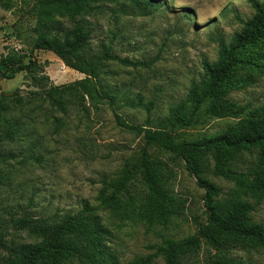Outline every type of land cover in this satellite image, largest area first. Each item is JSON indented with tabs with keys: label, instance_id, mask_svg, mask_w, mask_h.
Returning <instances> with one entry per match:
<instances>
[{
	"label": "trees",
	"instance_id": "16d2710c",
	"mask_svg": "<svg viewBox=\"0 0 264 264\" xmlns=\"http://www.w3.org/2000/svg\"><path fill=\"white\" fill-rule=\"evenodd\" d=\"M33 1V51L53 53L85 79L55 87L48 76L39 74L40 61L33 55L28 64L15 52L0 58L1 79L14 80L25 72L31 76L32 87L41 92L29 99H10L6 94L0 98V190L11 187L30 166L45 163L38 153L41 130L57 134L74 112L91 120L92 113L97 115L106 106L117 128L142 138L147 147L169 159L152 157L144 150L138 162L126 165L117 180L105 181L99 197L105 210L121 220L168 227L183 209L182 199L171 191L176 171L170 163L183 164L206 191L207 222L200 227L199 237L166 240L152 248L156 257L165 264H190L203 242L219 256L212 264H229L234 251H264V226L254 221L256 207L251 202L264 203V103L241 106L230 99L233 92L254 84L252 77L240 73L253 70L264 58V3L249 0L256 15L244 24L233 44L221 42L219 61L205 64V75L192 84L186 102L172 107L164 119H148L147 126H137L121 111L148 107L141 96L131 100L111 89L106 70L110 66L151 70L157 60L133 61L119 56L112 47L92 48L88 19L118 0ZM226 118L234 122L219 134L191 139L178 133L179 128ZM240 165H246L247 172L236 171ZM209 176L233 181L235 188L226 194ZM245 177L252 182L248 184ZM30 208L17 218H0V264H121L112 249V232L90 205L74 214L56 213L47 218L34 216Z\"/></svg>",
	"mask_w": 264,
	"mask_h": 264
},
{
	"label": "rangeland",
	"instance_id": "374dc122",
	"mask_svg": "<svg viewBox=\"0 0 264 264\" xmlns=\"http://www.w3.org/2000/svg\"><path fill=\"white\" fill-rule=\"evenodd\" d=\"M34 9L33 0H1L0 58L15 52L28 64L33 55V59L40 61L39 74L48 76L55 87L84 80V75L67 68L53 53L33 51L35 42L30 29L35 20ZM255 15L249 0H149V3L118 0L103 6L88 20L94 51L105 45L133 61L157 60L151 70L116 66L106 70L110 73L106 81L111 89L119 90L131 100L141 96L148 107L122 110L121 114L137 126H147L148 119L152 122L164 119L172 107L187 101L192 84L199 83L205 75V64L219 61L221 42L226 46L233 44L243 32L244 24ZM240 75L252 77L255 82L233 92L230 99L241 106L262 105L264 58L258 60L256 68ZM40 93L32 87L31 76L25 72L14 80L0 78V98L6 94L10 99H29ZM90 119L74 112L59 133L41 130L42 147L38 153L43 154L45 163L30 166L11 187L0 190V218H17L30 205L34 216L47 218L56 213L74 214L88 204L112 232V249L121 264L142 260L165 264L152 248L166 240L182 242L199 237L200 227L207 222L206 191L183 164L170 163L176 171L171 191L182 199L183 209L168 227H150L114 216L99 200L104 182L117 180L126 165L138 162L144 150L152 157L164 156L158 149L147 147L142 138L117 128L108 107L102 106L101 112L92 113ZM233 122L231 118L208 119L194 128H179L178 133L196 139L222 133ZM10 147L8 150L20 152ZM236 171L247 172V166L240 165ZM208 179L226 194L235 188L233 181L213 176ZM245 180L248 184L252 182L250 177ZM251 202L256 207L252 214L254 221L264 226V203ZM218 258L203 242L190 264H212ZM229 259V264H264V251L238 250Z\"/></svg>",
	"mask_w": 264,
	"mask_h": 264
}]
</instances>
